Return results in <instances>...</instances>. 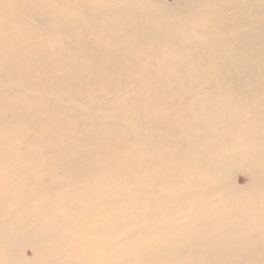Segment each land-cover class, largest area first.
<instances>
[{"label": "bare ground", "instance_id": "1", "mask_svg": "<svg viewBox=\"0 0 264 264\" xmlns=\"http://www.w3.org/2000/svg\"><path fill=\"white\" fill-rule=\"evenodd\" d=\"M0 264H264V0H0Z\"/></svg>", "mask_w": 264, "mask_h": 264}, {"label": "rangeland", "instance_id": "2", "mask_svg": "<svg viewBox=\"0 0 264 264\" xmlns=\"http://www.w3.org/2000/svg\"><path fill=\"white\" fill-rule=\"evenodd\" d=\"M167 2H172V0H165ZM234 183L238 184V185H243L245 183V180L244 178L240 175V174H237L235 176V179L233 180ZM26 256H30V253H26Z\"/></svg>", "mask_w": 264, "mask_h": 264}]
</instances>
